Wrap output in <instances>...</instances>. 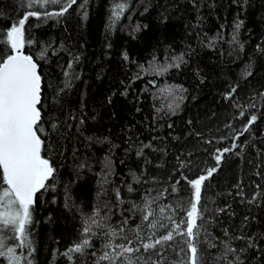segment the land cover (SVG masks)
<instances>
[{"label": "trees", "instance_id": "16d2710c", "mask_svg": "<svg viewBox=\"0 0 264 264\" xmlns=\"http://www.w3.org/2000/svg\"><path fill=\"white\" fill-rule=\"evenodd\" d=\"M121 2L87 0L82 9L81 0H77L63 17L30 18L26 25L27 36L35 42L26 46V54L35 58L41 47L52 46L47 61H39L44 121L49 132L47 122L57 121L61 126L58 139L42 153L56 169L54 181L49 182L55 188L37 194L30 236L33 264H71L63 253L81 238L82 213L94 208L101 209L102 216L109 215V223L116 228L125 216L131 217L126 227L130 238L133 233L127 229L137 225L145 240L166 234L174 224L149 229L141 221V213L127 209L134 200L141 203L145 189L170 191L176 180H180L178 193L168 195L167 203L190 198L192 190L183 176L195 179L203 169L214 166L215 150L230 147L231 137L242 130L251 114L258 119L237 141L244 144L243 150L225 154L219 171L205 182L202 195L209 209L231 205L219 216L223 227L239 230L247 215L250 220L245 231L264 234V97L260 96L264 92V52L257 50L258 44L264 47V0H127L124 15L110 29L112 9ZM27 10L21 0H0V13H4L0 29H7ZM237 20L244 22L238 34L243 51L232 43ZM210 41H214L213 47L208 46ZM52 49L56 55L51 54ZM0 50L8 51L2 45ZM182 53L187 63L179 70L174 68L162 76L145 72L154 59L165 63ZM72 56H79V62L73 65L70 85L64 87L68 82L63 72ZM249 64L252 75L245 77ZM149 81H155V87ZM169 85L187 90L174 115L167 107L172 97L160 92ZM233 86H238L237 93L231 100L225 99ZM253 103L255 108L250 107ZM238 105L245 109L243 117ZM158 108L162 111L157 112ZM229 124L231 127H226ZM149 143L156 151L146 148L138 157L139 148ZM106 157L112 162L108 183L103 182ZM181 162L186 166L181 167ZM81 164L85 166L80 168ZM131 172L143 174L150 182L133 184L135 191L129 193ZM237 184L243 188V199L236 195ZM117 188L123 202L116 200ZM254 193L259 207L247 203ZM164 203L161 198L157 205ZM184 215L178 212L175 220ZM97 231L88 251H96L98 256L106 237ZM215 234L222 232L216 228ZM260 244L264 245V240ZM95 259L90 254L74 256L76 264H94ZM172 259L178 257L169 253ZM0 264L7 261L0 258ZM251 264H259V260L252 259Z\"/></svg>", "mask_w": 264, "mask_h": 264}, {"label": "snow or ice", "instance_id": "6c2138e0", "mask_svg": "<svg viewBox=\"0 0 264 264\" xmlns=\"http://www.w3.org/2000/svg\"><path fill=\"white\" fill-rule=\"evenodd\" d=\"M21 3L28 10L23 12L18 20L10 23L7 29H0V45L8 49L7 52L0 50V258L5 259L7 264H33L31 257L34 248L30 236L34 223V210L38 201L37 194L42 196L44 192L55 188L54 183L49 182L54 181L56 169L42 153L51 148L52 142H55L61 134V126L57 121L47 122L51 131L46 129L43 112V75L39 61H47L49 49L52 46L49 44L41 47L35 58L31 54H26V46L31 47L35 43L27 36L26 25L30 18L47 20L63 17L73 5L77 4V0H21ZM86 4L87 0H81L79 7L84 9ZM57 5L59 8L55 10L54 6ZM50 6H53L54 10H49ZM37 7L40 10H33ZM127 7V0H122L112 9L108 25L110 29L119 22ZM83 15L84 19H87L86 10ZM3 17L4 13H0V19ZM243 23V20L234 22L232 35V43L238 44L241 51L244 45L238 40V34ZM139 29L140 26L137 25L136 30L139 31ZM208 46L213 47L214 41H210ZM257 50L264 52V47L258 44ZM51 54L56 55V50L52 49ZM124 59H128L127 53L124 54ZM78 62L79 56H72L68 61L63 72L68 83L64 87L70 85L73 65ZM186 63L183 53L165 63H157L154 59L145 72L162 76L174 68L179 70ZM197 74L199 75V72ZM243 74L245 77L252 75L251 64L246 67ZM149 83L155 87V81H149ZM237 87L233 86L230 92L225 94V99L231 100L237 93ZM63 90L62 88L61 91ZM185 91L187 90L179 85H169L160 89L161 93L172 97L167 107L173 115L179 109L184 99L182 93ZM260 96L264 97V92L260 93ZM250 107L255 108V103ZM160 111L162 108L157 109V112ZM244 115L245 109L240 107L239 116ZM257 119L256 114H251L242 130L231 137V146L215 150L214 166L203 169L202 174L195 179H188L182 174L192 190L187 200L181 197L173 204L167 203L168 195L178 193L177 185L180 184V180H176L169 186L170 191L169 188L145 189L140 195L141 203L133 201L131 208L127 211L141 213V221L149 229H155L158 224L161 228H167L168 226L162 221L164 219L171 221L174 227L166 234L155 240L152 236H148L145 240L140 225H137L135 228L127 229L133 233V237L130 238L126 234V227L131 217L125 216L120 222V227L116 228L109 223L111 218L109 215L102 216L101 209L94 208L91 213H82L81 238L66 249L63 255L71 264H76L74 256L77 254L80 256L90 254L96 257L94 264H104V262L107 264H165L166 261L168 264H251L252 259H257L259 264H264V245L260 244V241L264 240V234L257 236L245 231L250 217L247 215L243 217V227L239 230L223 227L219 216L226 213L231 205L209 209L207 203L203 202L202 195L205 182L219 171L225 154L235 152L237 148L243 150L244 144H238L237 141L250 131ZM80 123H83V120ZM168 127L171 128L172 125ZM207 142L211 143V141ZM146 148L156 151L150 143L143 144L136 155L143 156ZM84 166L81 164L79 167ZM180 166L185 167L186 164L181 162ZM104 168L107 172L103 182L108 183V178L112 175L110 158L106 157ZM131 177V182L127 184L129 193L135 191L133 184L150 182L144 178L143 174L137 175L136 172H131ZM152 180L155 181V178L153 177ZM236 187L238 188L236 195L243 199V188L240 184ZM154 191L155 195H153ZM161 198L165 203L157 205ZM116 200L123 202L119 188L116 189ZM258 201V195L254 193L247 203L256 204L259 207ZM154 205L157 207H153ZM104 207L108 208V205L105 204ZM181 211L185 215L177 222L175 215ZM229 215H235V213H229ZM216 228L220 229L222 235L215 234ZM97 230L106 237L103 250L98 256L96 251L90 253L88 251L93 247V238L99 235ZM152 235L155 236V232ZM116 239L126 243H116ZM136 241L140 243L136 244ZM250 252H255L256 255L250 256ZM169 253H174L178 259L169 260Z\"/></svg>", "mask_w": 264, "mask_h": 264}, {"label": "rangeland", "instance_id": "374dc122", "mask_svg": "<svg viewBox=\"0 0 264 264\" xmlns=\"http://www.w3.org/2000/svg\"><path fill=\"white\" fill-rule=\"evenodd\" d=\"M165 224H168V225H173V223H172V222H170L169 220H167Z\"/></svg>", "mask_w": 264, "mask_h": 264}]
</instances>
